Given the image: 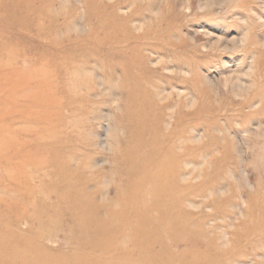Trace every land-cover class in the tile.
<instances>
[{"label":"rangeland","instance_id":"obj_1","mask_svg":"<svg viewBox=\"0 0 264 264\" xmlns=\"http://www.w3.org/2000/svg\"><path fill=\"white\" fill-rule=\"evenodd\" d=\"M45 1L55 27L44 25V34L49 27L58 31L54 38L38 41L42 49L52 41L60 44L55 52L66 57L59 61L66 74L62 93L54 98L50 92L45 95L46 88L0 85V94L8 96L0 98V123L8 125L9 116L19 111L18 97L28 95L46 96L45 104L58 114L44 117L41 107L40 123L25 117L21 134L0 132V138L6 136L9 147L23 140L30 145L32 133L40 141L56 138L61 141L57 151L69 157L70 166L98 183L106 174L108 182L118 169L110 162L119 150L113 142L126 137L114 118L123 113L133 78L145 77L143 88L159 103L164 127L176 129L174 175L183 209L213 240L209 252L221 255L216 264H264V0ZM74 51L78 57H71ZM17 63L21 70L33 64L24 54ZM35 75L53 84L47 72ZM59 97L66 103L57 104ZM180 114L183 118L177 122ZM24 155L28 165L31 152ZM5 191L0 190V199L8 202L23 193ZM35 200L21 205L29 211ZM18 230L37 233L38 225L23 220ZM56 232L42 248L55 257L70 255L76 244L69 232ZM92 254L103 258L94 249Z\"/></svg>","mask_w":264,"mask_h":264},{"label":"bare ground","instance_id":"obj_2","mask_svg":"<svg viewBox=\"0 0 264 264\" xmlns=\"http://www.w3.org/2000/svg\"><path fill=\"white\" fill-rule=\"evenodd\" d=\"M45 4V0H0V85L4 87L11 82L39 90L46 88L45 95L50 92L55 98L62 93V77L66 75L59 61L66 57L55 52L60 45L58 41H52L45 49L38 41L47 36L54 38L53 32L58 31L50 28L55 27L52 25L54 15L46 10ZM49 24L44 34L42 27ZM23 54L32 59L28 70H21L17 63ZM78 55L74 51L69 56ZM138 65L144 68L139 61ZM38 72H47L53 84L36 77ZM145 81V77L133 78L123 113L114 118L126 137L123 140L116 137L113 142L114 149L119 150L110 157V162L118 169L108 182L106 174L103 183H98L82 176L77 167L70 166L69 157L57 151L61 141L56 138L40 141V136L32 133L30 145L22 139L23 142L11 148L6 136L0 138V190L23 192L14 202L0 199V264H159L160 261L216 264L221 258L219 253L212 254L213 240L199 228L198 222L187 218L183 209L184 197L177 190L174 175L172 143L175 138L172 137L176 129L167 131L168 125L164 127L159 103L143 88ZM45 97H18L22 99L20 105H15L20 106L18 113L9 116L8 125L0 123V132L21 134L23 130L19 126L25 117L40 123L41 107L44 117L57 115L55 108L50 110L45 104ZM0 98L6 100L8 96L0 94ZM59 99L57 104L66 103L64 98ZM35 108H40L39 113L33 110ZM182 118L181 114L177 115V122ZM3 147L10 152L3 151ZM24 151L28 156L31 152L30 163L27 162L30 170L25 169ZM12 153L22 154V157ZM5 171L9 172L3 174ZM30 198L36 200L34 205L27 206L28 211L21 201L28 204ZM23 220L38 225V232H20L18 223ZM60 228L69 232L76 245L72 246L70 255L55 257L56 254L43 249L42 244L53 239L58 233H53L54 230ZM181 245H186L187 250L179 251ZM93 249L103 258L97 259L92 254Z\"/></svg>","mask_w":264,"mask_h":264}]
</instances>
